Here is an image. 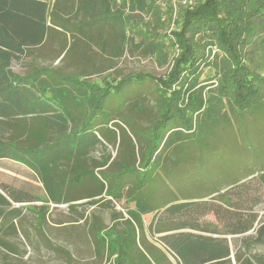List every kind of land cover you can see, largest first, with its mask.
Returning a JSON list of instances; mask_svg holds the SVG:
<instances>
[{"label":"trees","instance_id":"1","mask_svg":"<svg viewBox=\"0 0 264 264\" xmlns=\"http://www.w3.org/2000/svg\"><path fill=\"white\" fill-rule=\"evenodd\" d=\"M62 1L66 14L71 10L75 15L81 13L78 23L56 16L55 8ZM169 1L163 10L155 0H55L50 10L48 0H0V158H10L30 168L46 197L40 199L26 190L0 183L8 198L28 204L27 208H10L1 194L0 253L15 250L16 244L8 238L17 235L16 224L20 221L26 230L28 226L36 229L44 224V206L30 204L44 200L72 207L74 201L113 195L123 185L130 186L127 196L135 204L131 216L136 231L131 240L138 238L144 249L139 251L137 264H159L162 258L158 248L143 241L142 216H149L147 228L153 233L167 232L159 239L178 264H264V250L260 249L264 246V220L254 226L257 213L250 208L241 210L231 198V188L238 184L192 196L184 173L177 180L166 170L169 160L184 147L194 160L189 139L200 134L209 112L219 119L227 109L235 116L264 98V0H192L190 5L176 8V28L159 35L146 31L143 19L131 18L134 10L146 15L152 12L164 24L162 15L174 10ZM100 21L116 28L108 42L113 57L121 56L129 43L126 31L143 24V29L138 28L143 52L160 60L170 57L169 72L164 76L127 74L116 84L101 88L86 81L83 75L50 66L32 67L24 75L10 69L12 60L41 46L51 34L61 35L62 39L66 35L67 41L59 47L62 59L75 53V43H70L68 36L80 33L88 37L89 30ZM164 37H169L170 48L165 47ZM82 42L88 46L86 40ZM106 47V41L101 40V50ZM207 69L208 84L202 80L203 70ZM143 80L155 83L156 95L150 98L154 104L148 103L149 97L144 102L141 93L125 96L123 103L110 99L111 90L119 91L126 83ZM129 99L135 103L127 105ZM223 103L226 108H222ZM110 123L129 130L130 155L119 166L120 179L113 183L105 172L111 165L110 152L106 151V145L113 143ZM120 140L123 145L124 139L119 136V143ZM96 150L100 155L94 157ZM162 156L165 161L160 163ZM136 158L140 173L152 167L155 176L177 181L164 201L153 200L160 191L154 188L149 192L142 174L137 176L130 171ZM196 160L201 163V156ZM259 174L264 179V171ZM202 184L206 186L207 182ZM23 209L35 219L24 215ZM207 213L216 222L212 228H202L207 234L182 230L188 218L199 219ZM27 217L34 223L27 222ZM64 222L72 224L78 220ZM229 235L240 236L233 243V253L229 240L223 237ZM124 247L127 248L126 243ZM127 254L130 252L125 250L117 264L131 263Z\"/></svg>","mask_w":264,"mask_h":264},{"label":"rangeland","instance_id":"2","mask_svg":"<svg viewBox=\"0 0 264 264\" xmlns=\"http://www.w3.org/2000/svg\"><path fill=\"white\" fill-rule=\"evenodd\" d=\"M48 1L51 10L55 0ZM176 1H169L174 10L169 15L168 13L162 15L164 24H160L152 12L146 15V13L134 10L130 12L131 18L136 21L143 19L146 22V31L152 34H165L176 28L173 19L179 7L192 3L190 0V3L183 5ZM155 3L163 10L165 9L166 0H155ZM62 4L59 3L55 8L58 13L56 16L66 17L69 23H78L82 19L81 13L75 15L72 10L66 14L63 1ZM176 8L177 11H175ZM123 11L126 12L127 9ZM142 25L138 28L143 29ZM138 28L134 25L126 31L129 43L122 55L118 57L111 56L108 45L110 34L116 28L107 21H100L89 30L88 37L80 33L74 36L67 35L69 42L75 43V53L68 54L62 59L59 56V47L67 41L66 35L62 39L61 35L51 34V37L41 46L12 60L10 69L18 75H24L32 67L50 66L65 73L83 75L86 81L101 88L105 85L116 84L119 79H122L121 77L127 74L166 75L172 59L166 57L165 60H160L157 56L144 53ZM168 38L164 37V44L165 47L170 48ZM84 40L87 41V47L83 46L82 41ZM101 40L107 43L105 51L100 48ZM169 53H173L172 49H169ZM208 71V69L203 70L202 75V80L206 84L208 83L205 75ZM154 85L155 83L149 80L126 83L119 91L111 90L110 99L115 98L117 102L123 103L125 96H135L141 93L144 99L149 97L148 103L154 104V101L150 99L156 95ZM146 101L147 99L144 100ZM133 103L135 100L127 101V105ZM222 108H226L224 103ZM230 113L226 109L219 119L210 112L204 117L205 124L200 134L193 135L189 139L195 163L189 166L192 169L187 167L188 170L183 178L191 186L190 195L192 196H201L209 190L215 188L219 190L228 184H238L231 188V198L241 210L250 208L257 213L254 222V226H257L264 220V179L259 174L260 171H264V98L257 99L250 107L238 112L235 116ZM109 126L113 127L111 123ZM113 152L117 156L118 151L113 149ZM93 156H98L95 151ZM133 156H135L134 153ZM199 156H201V163H197L196 160ZM137 162L136 158L134 164H130L129 169L137 173V176H141ZM151 170L142 174L145 179L144 183L148 185L149 192L154 188L160 191L159 196L153 200L162 202L170 190L176 188L177 181L162 179L152 174ZM0 180L16 188L25 189L40 199H46L37 176L21 164L1 161ZM203 182H207V185L202 184ZM130 191V186H125L122 191L124 197H115L107 193L92 200L77 201L72 207L68 204L46 203L44 200L30 204L37 207L44 206L45 222L43 225H38L36 229L28 226L27 230L23 227V221L16 224V237L8 238L10 242L16 244V247H13L15 250L8 251L7 254L1 252L0 264H117L118 258H120L119 261L122 260L124 243L128 248L127 251L130 252L127 255L132 259L129 264H137L141 250L137 248L136 242L131 240L136 231V222L131 216L130 200H127V194ZM17 205L28 206L26 203ZM22 211L24 215L32 216L31 212L25 209ZM81 216L83 220L80 219ZM32 217L35 219L34 215ZM192 218L187 219L189 222L185 223L186 226L182 230L207 234L208 232L201 231L202 228H212V223H216L214 216L210 213L200 216L199 219ZM33 219L27 217V222L32 220L33 224ZM71 219H76L78 222L72 224L64 222ZM149 220V216H145V232L150 241L149 244L154 245L162 253L159 264H178L176 257L165 248L159 236L154 235L153 231L147 228ZM58 222H63V224H57ZM229 236L233 253L235 251L233 243L240 236ZM260 249L264 250V246Z\"/></svg>","mask_w":264,"mask_h":264},{"label":"crops","instance_id":"3","mask_svg":"<svg viewBox=\"0 0 264 264\" xmlns=\"http://www.w3.org/2000/svg\"><path fill=\"white\" fill-rule=\"evenodd\" d=\"M108 127L111 128L112 131H114V135L112 134L113 143L106 145L107 146L106 151H109L110 155H111V158H110L108 164L110 163L111 165H110V167L105 168L106 169L105 172L108 175L107 178L109 180H111V183H113V182H117L120 179L118 177L119 176V170H120L119 166H123V164L125 162H127V158L130 155V152L128 151V148H129V137H128V133H127V132H129V130L125 126H124V129H120V128L116 127V126L110 127L109 125H108ZM119 136H120V139H122V140L124 139L123 145H121L122 144L121 140H120L121 143H119ZM113 149L118 151L117 156L115 155V152H113ZM95 152L97 153V155H100L99 151L96 150ZM3 160L21 164V165H23L25 168L29 169L33 173V171L30 168H28L26 165H24L22 163H19V162L13 160V159L0 158V162L3 161ZM113 161H116V162H113ZM164 161H165L164 157L163 156L160 157V163L164 162ZM193 163H194V160L192 159V156H191L189 150L184 147V150L182 152H180V154L177 157L173 155V158L169 160L168 164L166 165V167H167L166 170H167L168 174H170V175L173 174L175 179L179 180V179L182 178V174L185 173L187 167L189 165H192ZM110 174H113V175H110ZM0 183H6V184L12 186L10 183H7V182L1 181V180H0ZM12 187H14V186H12ZM14 188H16V187H14ZM16 189H21V188H16ZM23 190H25V189H23ZM122 191H124V186L123 185L121 186L120 190H116L113 195L115 197H121V196L124 197L123 196L124 193H122ZM1 194L4 195L6 197V199L8 200V202L10 203V205H9L10 208L17 207L18 206L17 204H19V205L24 204V203H16V202L12 201L0 189V208H1ZM128 199L130 200V203H131V211H134L135 204L132 201V199L127 196V200ZM78 201H80V200H78ZM75 202H77V201H74L72 203L74 204ZM144 218H145V216H142V221H143V226H144V232H143L144 239H143V241L146 242V243H149L150 241L148 240L147 233L145 232L146 231L145 230L146 224H145ZM149 222H150V220H149ZM149 222L147 223V225L149 224ZM164 234H167V232H159V233L156 232V233H154V235H158V236H161V235H164ZM135 242H136L137 248L140 249L142 252H144V249L141 246L138 238H136ZM127 249L128 248L124 247L123 253ZM128 252L129 251H127V253Z\"/></svg>","mask_w":264,"mask_h":264},{"label":"built area","instance_id":"4","mask_svg":"<svg viewBox=\"0 0 264 264\" xmlns=\"http://www.w3.org/2000/svg\"><path fill=\"white\" fill-rule=\"evenodd\" d=\"M175 1H176V0H175ZM176 2H179L180 4L185 5V4L190 3V0H177ZM212 54H213V53H212Z\"/></svg>","mask_w":264,"mask_h":264},{"label":"water","instance_id":"5","mask_svg":"<svg viewBox=\"0 0 264 264\" xmlns=\"http://www.w3.org/2000/svg\"><path fill=\"white\" fill-rule=\"evenodd\" d=\"M246 234H247V233H246ZM223 237L227 238L228 240H229V238H230V236H223Z\"/></svg>","mask_w":264,"mask_h":264}]
</instances>
